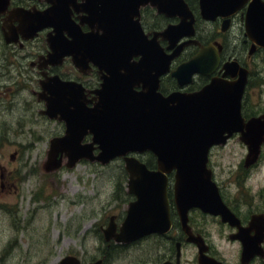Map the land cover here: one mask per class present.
<instances>
[{"label":"water","instance_id":"1","mask_svg":"<svg viewBox=\"0 0 264 264\" xmlns=\"http://www.w3.org/2000/svg\"><path fill=\"white\" fill-rule=\"evenodd\" d=\"M4 1L0 0V8ZM47 1L49 8L21 15L22 29L30 28L32 37L37 30L52 26L54 33L48 34V42L53 56H71L80 70L91 61L103 73L101 86L93 90L96 97L91 106L85 104L83 87L73 81L53 78L42 85L39 95L46 102L42 112L50 117L59 114L57 119L65 126L62 135L49 141L46 170L59 169L64 158L67 167L81 159L106 164L122 158L129 192L136 198L128 204L115 236L118 242L169 231L168 174L174 171V202L187 240L198 244L199 263L223 264L203 254L200 236H195L187 224L188 211L196 207L220 216L222 221L234 218L208 161L211 148L224 145L235 133L247 147L244 166H251L259 158L264 144V112L248 119L242 115L248 70L236 61L226 62L223 77L212 76L193 92L177 90L164 95L158 90L162 74L170 72L182 86L191 82L194 74L208 75L219 59L212 45L201 46L195 55L170 68L184 46L197 43L192 38L194 14L186 0ZM247 1L198 0L199 14L205 20L225 18V29L226 18ZM147 5L166 17H178V22L148 37L140 22V9ZM75 12L81 14L79 22L72 17ZM81 25H88L89 31H83ZM245 31L253 42L250 53L255 45L264 47V0L249 1ZM158 36L168 41L171 52L162 48ZM183 37L191 39L179 42ZM227 74L237 78H224ZM87 135L91 139L83 141ZM146 151L154 154L155 169L137 158ZM177 248L179 251V243ZM244 249L247 253V242ZM58 264H79V260L66 256Z\"/></svg>","mask_w":264,"mask_h":264},{"label":"rangeland","instance_id":"2","mask_svg":"<svg viewBox=\"0 0 264 264\" xmlns=\"http://www.w3.org/2000/svg\"><path fill=\"white\" fill-rule=\"evenodd\" d=\"M190 1L197 8V0ZM145 14L147 23L162 24L163 19L156 18L155 12ZM197 28V36L203 40L215 33L211 22L201 21ZM232 41L226 42L230 48ZM42 44L44 40L40 38L17 52V56L29 55L20 60L21 76H16L19 84L7 85L11 94L1 96L4 101L0 102V264H58L75 253L73 249L89 251L93 242L90 237L83 241L85 233L96 231L104 217L107 220L111 213L127 209L128 175L122 159L106 164L84 159L72 167H67L64 159L59 169L46 170L49 141L60 135L63 127L39 113L43 103L32 93L39 87V75L33 79L26 74L29 60L36 58ZM243 48H247L242 54L246 58L248 46ZM8 49L0 34V63L5 55H13L7 53ZM246 60L250 77L242 111L256 116L264 112V52L258 51ZM14 63L19 66V61L14 59ZM62 70L76 73L70 62ZM247 153L239 135H234L224 145L211 148L209 167L222 192L239 193L241 207L252 206L259 211L264 208V146L258 162L249 168L243 165ZM142 158L147 161L148 157ZM195 215L199 230L212 238L219 235V226L210 217ZM169 237L146 239L114 257L109 264H135L154 260L157 253H171L175 248ZM194 252L191 244H184L183 264H192Z\"/></svg>","mask_w":264,"mask_h":264},{"label":"flooded vegetation","instance_id":"3","mask_svg":"<svg viewBox=\"0 0 264 264\" xmlns=\"http://www.w3.org/2000/svg\"><path fill=\"white\" fill-rule=\"evenodd\" d=\"M186 1L189 4L190 1ZM249 1L250 0H248L236 12L230 14L228 18H226L228 19V22L225 23V29L222 28L225 18L217 16L214 20L202 19L199 14L198 0L197 8H194L189 4V7L191 8L195 19V35L192 38L195 39L197 43H189L188 45L184 46L179 56L172 60L170 68L175 69L181 62L195 55L199 51L201 46L208 45H212L213 48H215V50L217 51L219 58L218 63L208 75L194 74L192 77V81L182 86L178 85L177 80L170 75V72L162 74L159 77L158 87V90L161 93L167 95L177 90H181L184 92L196 91L201 88L204 84H206L212 76L223 77V65L226 62L236 61L241 66L248 68L246 58H251V56L258 51L264 52V47L255 45L253 47L254 51L250 53V49L252 48L253 42L246 35L245 31V17ZM50 5L51 4L47 0H7L6 3L4 1V3L1 5L0 34L3 38L4 44L7 46V49L9 48L7 53H11L13 55H5L0 63V80L2 79V83H0V88L2 89V91H0V102L4 101L1 96L11 94V88L6 87L7 85L19 84L16 81V76H21V71H19V69L21 70L20 60L22 58H28L29 56H17V52L20 49L26 48L28 43L32 44L42 38L44 40V44L39 47V51L36 54V58L32 57L29 60L28 66L30 68L29 72H26V74L29 77L32 76L33 79H35L34 75H39V87L37 90H32V93L36 95V99L43 103V108L39 110V113L50 120L58 121L63 127L62 132L59 133L60 135H62L65 126L62 120L57 119L59 117V114L56 113L55 117H50L46 113L42 112L46 109L45 99L43 96L39 95L40 92H43L42 85L50 83L53 78L58 80V82L73 81L83 87V91L85 93V104L91 106L95 102L96 97V94L93 90L101 86L103 70H100L99 67L93 64L91 61H89L87 65L83 67L82 70H80V68L75 66L72 62L71 56L66 55L64 57H61L56 54L53 56L52 54H54V51L49 47L48 42V34L54 33L52 26H47L45 28L37 30V32H35L32 37H30V28L27 30L22 29L20 23L22 14H31L36 11H41L46 8H49ZM146 9L155 12L156 18L160 17L159 19H163L162 24H155L156 22L147 23V14H145ZM79 15L81 14L75 12L72 16L76 22H79ZM201 21H204L205 23L211 22L214 24L215 33H212L213 35L211 38L203 40L197 36V26L199 23H201ZM140 22L147 36L152 37L155 31L163 30L167 24L178 22V17L166 18L164 15L157 13L153 7L146 6L142 7L140 10ZM81 29L83 31H89V26L81 25ZM63 35L65 37L69 36L66 32H63ZM189 39L191 38L183 37L179 40V42L185 40L188 41ZM231 39H233L232 48H230L231 46L227 45L226 43H231ZM158 41L166 52H171V49H167L168 41L166 39H163L161 36H158ZM218 44L220 45V48H218ZM243 46H248L246 58L245 55L242 56V54H245V50L247 48H243ZM234 51H237L238 55ZM14 59L16 61H19V66H16L15 63L13 65ZM69 62L75 68V74L63 72L62 68ZM249 77L250 71H248L246 88L248 86ZM224 78L235 80L237 78V75L232 77L227 74L224 75ZM5 80H7V82ZM246 88L244 91V95L246 92ZM136 89H140V87H137ZM45 93V96H48L47 91H45ZM244 116L246 118H249L253 115L244 114ZM88 139L89 136L86 137V140ZM171 174H169L168 177L167 188V199L171 219V227L168 232H153L146 234L140 238H137L136 240H133L131 242H118L115 239V236L119 232V228L125 219V209V211H122L120 213H111L108 216L107 220L104 217V222L98 224L96 231H90L88 233H85L86 236L83 237V241L90 237L91 242H93V245L89 251H87L86 248L73 249L75 253H72L69 256L77 257L79 259V264H109V262L114 257L121 255L127 250L133 249L134 246L139 245L142 241L146 239H149L151 237H158L162 240L163 238L170 236L169 240L174 243L175 248L173 250L170 247L173 250L171 253H157V257L154 260H142L135 264H183L182 248L184 244H191L195 249L194 257L192 258V264H200V252L198 244L196 242H190L187 240V234L183 230V226L181 224L178 211L176 209L173 192L174 177ZM219 192L224 203L234 214V218H232V220L222 221L220 216L203 212L201 209L195 207L189 209L188 211L187 224L190 228V231L195 236H200L198 238L201 239L200 242L203 254L207 257L214 258L215 260L222 262L223 264H258L260 260L264 261V256H261V254L264 253V208H261L259 211L255 210L252 206L243 208L240 206L241 201L239 193L236 192L232 195L225 194L221 191L220 187ZM135 198L136 197L134 194L128 192V201L126 202V205L128 206V204L132 200H135ZM244 204L248 203L244 201ZM195 213L201 214L204 217H210L215 223H217L219 226V235L215 238H212L207 233H203V230H199L197 224H195ZM253 218H257V220L255 222H252ZM111 226L114 227L113 230ZM245 242L248 243L247 253L244 249ZM177 243H179V251L177 248ZM220 246L223 248L222 251L220 250ZM161 248L164 250L165 245L163 244ZM224 250L232 253L228 255L224 252ZM243 251L246 254L242 259ZM232 257H234V260H232Z\"/></svg>","mask_w":264,"mask_h":264},{"label":"trees","instance_id":"4","mask_svg":"<svg viewBox=\"0 0 264 264\" xmlns=\"http://www.w3.org/2000/svg\"><path fill=\"white\" fill-rule=\"evenodd\" d=\"M188 1H190V0H188ZM189 4L192 6V4H191V1L189 2ZM193 7H195L196 8V5L194 4V6ZM149 12V9H146L145 10V13H148ZM148 158H147V161H146V163H147V165H149V166H154V161H152V158H154V157H152V158H150L149 156H147ZM149 159H151L150 161H149Z\"/></svg>","mask_w":264,"mask_h":264}]
</instances>
